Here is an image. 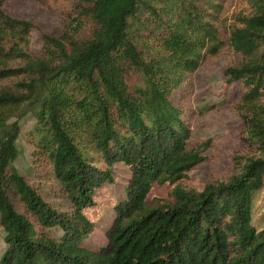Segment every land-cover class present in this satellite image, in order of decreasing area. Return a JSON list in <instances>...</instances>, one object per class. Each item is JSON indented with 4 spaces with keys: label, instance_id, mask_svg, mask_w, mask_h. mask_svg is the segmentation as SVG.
Returning <instances> with one entry per match:
<instances>
[{
    "label": "trees",
    "instance_id": "obj_1",
    "mask_svg": "<svg viewBox=\"0 0 264 264\" xmlns=\"http://www.w3.org/2000/svg\"><path fill=\"white\" fill-rule=\"evenodd\" d=\"M7 1L0 0V264H264V227L253 215L264 187V0H249L227 39L220 24L228 0H38L67 21L58 33L9 14ZM34 30L42 31L40 51ZM226 46L244 57L223 74L241 88L248 153L227 181L199 189L188 173L214 140L192 139L193 76ZM29 105L32 159L52 169L67 211L15 166ZM118 162L132 172L127 198L115 206L108 250L90 249L82 242L96 221L95 195ZM164 182L173 185L172 201L152 207V187Z\"/></svg>",
    "mask_w": 264,
    "mask_h": 264
},
{
    "label": "rangeland",
    "instance_id": "obj_2",
    "mask_svg": "<svg viewBox=\"0 0 264 264\" xmlns=\"http://www.w3.org/2000/svg\"><path fill=\"white\" fill-rule=\"evenodd\" d=\"M249 0H228L222 10L220 35L223 39L229 36V30L240 26L239 15L249 11ZM5 10L19 18L33 19L43 27L47 33H58L67 21L48 9L38 0H8ZM43 45L41 30L33 31V49L40 51ZM244 59L241 53L226 46L220 57L209 60L196 71L193 76L195 93L193 97L194 113L191 118L192 139L214 140V146L206 150V160L189 171V177L194 179L199 189L206 184L227 181L229 176L239 171L243 158L248 153L242 141L243 118L238 105L240 102L241 88L238 84H230L223 69L228 64H236ZM179 91L175 94L177 97ZM34 105L24 106L19 118L22 133L17 145L20 155L15 161V166L20 173L25 175L30 183L37 186L45 200L51 202L59 210H69L70 203L66 193L56 180L51 168H40L32 159V145L27 140L26 130L35 122ZM16 119V118H14ZM13 119V120H14ZM254 156H260L257 151ZM96 164L107 169L98 152L93 154ZM112 182L108 181L96 193L97 206L91 212V217L96 220L92 232L82 242L85 247L95 250H108L111 244V230L117 222L116 205L124 201L126 191L129 189L132 172L124 163H115L112 167ZM173 185L168 182L155 183L149 194L148 200L152 207L163 205L172 201ZM254 222L259 227H264V187L257 191L253 197ZM56 236L61 235L59 229H53ZM4 233H0V256L4 248Z\"/></svg>",
    "mask_w": 264,
    "mask_h": 264
}]
</instances>
